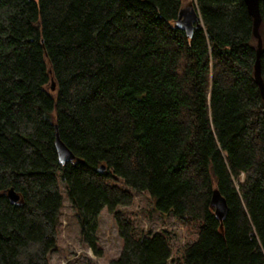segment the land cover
Instances as JSON below:
<instances>
[{
	"label": "trees",
	"instance_id": "16d2710c",
	"mask_svg": "<svg viewBox=\"0 0 264 264\" xmlns=\"http://www.w3.org/2000/svg\"><path fill=\"white\" fill-rule=\"evenodd\" d=\"M185 1L0 0V264H50L59 172L98 257V216L114 213L109 264L173 260L166 230L141 235L119 209L147 191L195 233L182 264H264V0L260 55L244 0H188L203 23L191 37L176 23Z\"/></svg>",
	"mask_w": 264,
	"mask_h": 264
},
{
	"label": "rangeland",
	"instance_id": "374dc122",
	"mask_svg": "<svg viewBox=\"0 0 264 264\" xmlns=\"http://www.w3.org/2000/svg\"><path fill=\"white\" fill-rule=\"evenodd\" d=\"M189 3L188 0L185 1V5ZM58 176L63 195V208L58 224V245L49 255L50 264H109L112 259H117L121 254L123 242L118 233L114 213H110L104 207L98 216L97 236L102 249V256L98 257L82 241L77 212L68 197L62 173L59 172ZM134 195L132 206H120L119 209L130 218L141 235L149 236L166 230L173 253V260L169 264H182L178 250L191 242L195 238V233H191L174 215L164 216L155 211L148 191L134 192Z\"/></svg>",
	"mask_w": 264,
	"mask_h": 264
},
{
	"label": "water",
	"instance_id": "95a60500",
	"mask_svg": "<svg viewBox=\"0 0 264 264\" xmlns=\"http://www.w3.org/2000/svg\"><path fill=\"white\" fill-rule=\"evenodd\" d=\"M244 1L246 3L249 13L253 16L255 20V34L259 38L258 55H260V51L263 45V40L259 33V26L262 21L261 12H260V0H244ZM176 23H177V26L185 30L187 35L191 37L193 35L195 27H200L203 24L201 16L198 11V7H195L192 3H189L186 6H183V8L180 10L179 17ZM258 68H259V56H258V62H257L256 75H257V80L260 84V87L262 88L263 93H264V84L261 78L259 77ZM51 88L52 90L56 89L55 81L52 82ZM56 149H57L58 157L61 160V162L66 163V162L74 161L76 159V155L61 140L59 133H57V136H56ZM105 169H106V165L102 164L100 166V170L104 171ZM8 197L10 201L13 203H17L20 200V195L16 193L13 188L9 189ZM210 205H211V208L214 210L216 217L221 222H223L228 214L229 208H228V204H227L225 197L221 194V192L218 189H215L213 191Z\"/></svg>",
	"mask_w": 264,
	"mask_h": 264
},
{
	"label": "bare ground",
	"instance_id": "6f19581e",
	"mask_svg": "<svg viewBox=\"0 0 264 264\" xmlns=\"http://www.w3.org/2000/svg\"><path fill=\"white\" fill-rule=\"evenodd\" d=\"M200 14V13H199Z\"/></svg>",
	"mask_w": 264,
	"mask_h": 264
}]
</instances>
